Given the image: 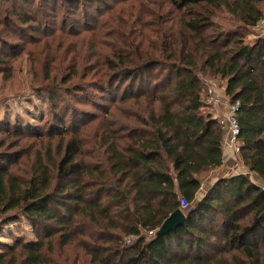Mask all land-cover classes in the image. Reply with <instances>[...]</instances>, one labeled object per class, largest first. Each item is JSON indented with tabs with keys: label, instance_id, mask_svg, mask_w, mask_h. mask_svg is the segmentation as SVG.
<instances>
[{
	"label": "trees",
	"instance_id": "trees-1",
	"mask_svg": "<svg viewBox=\"0 0 264 264\" xmlns=\"http://www.w3.org/2000/svg\"><path fill=\"white\" fill-rule=\"evenodd\" d=\"M83 1L99 0H0V73L10 78L18 51L44 44L49 83L34 90L48 96L55 120L38 133L0 123V147L12 148L0 152V233L25 219L35 237L3 245L0 264H264V36L245 42L264 23V0H155L136 36L109 32L115 41L88 46V62L52 66L74 49L64 43L55 52L54 38L99 34ZM219 11L231 29L215 20ZM53 70L64 72L59 82ZM217 77L230 103H240L246 172L218 179L200 198L202 175L224 162L226 134L207 110V79ZM116 84L120 101L139 106L122 110L131 122L104 118L102 134L88 131L95 116L84 130L63 124L74 106L59 95L88 91L83 104L93 106L96 90ZM31 139L28 152L16 151ZM24 157H33L28 173ZM181 198L185 222L157 235Z\"/></svg>",
	"mask_w": 264,
	"mask_h": 264
},
{
	"label": "rangeland",
	"instance_id": "rangeland-1",
	"mask_svg": "<svg viewBox=\"0 0 264 264\" xmlns=\"http://www.w3.org/2000/svg\"><path fill=\"white\" fill-rule=\"evenodd\" d=\"M154 2L155 0H99L91 5L90 3L83 1L81 6L84 4V8L91 9V12H93V16L95 18L91 19L89 23L93 26L97 25V28H99L98 24L101 26V28L98 29L99 34L94 38H88L90 36H88L86 39L82 38L83 40H81L79 37L54 38V40L50 42L48 46H53L55 52L59 51L58 44L63 45L64 43H70V45L72 44L74 49L72 52H69L67 56L59 55L58 61H53L51 63L52 66L60 67L65 64H74L76 61L78 63L81 61L88 62L86 57H84V51L88 46H103L100 44V41L103 43H105L107 40L110 42L115 41L113 38L108 39V37H104V34H109V32L115 33L117 32L116 30H120V33L125 37H127V34L136 36L142 29L143 25L141 23V19L144 16V13L150 14L157 8ZM261 5L264 7L263 4ZM215 17V20L221 24L223 28L231 29V16L229 14L225 13L224 11H219L216 13ZM79 27L83 28L84 26L81 23ZM35 35H38V33H35ZM150 36L154 38L152 33H150ZM260 36H264V23L252 29L251 33H249V35L246 37L245 42L247 44H251ZM146 43L148 44V41H146ZM34 45L24 46L25 49L24 51H21V53L20 50L18 51L20 55L13 63V75L10 78L5 79L0 73V123H2V125L10 123L13 126H21L26 129V132L28 131L30 133L47 131L55 124V120L52 116L54 112L47 99L48 96L45 93L38 94L34 90L36 87L38 88L45 83H49L48 80L45 81L44 76L46 75L45 70L47 67L45 64H47L51 59L47 60L46 55L42 53V50L45 48L44 44H39L40 46ZM102 49L103 47H100V50ZM79 50H81L83 53L75 57L74 54ZM58 73V70H53L51 74L52 81H54L53 83L56 82L55 77H58L57 80L59 82L61 79L60 77L64 74V72ZM34 76L37 78L35 79ZM84 79H86L87 82H90L93 81L92 79L95 80L96 78L95 75L92 74L86 76ZM207 80H209L208 96L212 95L210 90H214L220 96V102L219 100L217 102H210L208 100L210 103L207 110L211 111L213 114H217L218 117L227 115L229 105L232 104L230 103L229 98L225 96L226 81L222 80L220 77L208 78ZM88 87L89 85H86V88ZM95 93V105L93 106L83 104L88 103L87 98L91 99L89 95L90 93H88V91L73 97L59 95V99L64 100L66 105L74 106L73 111L71 110L68 113L63 124H66L69 128L74 126L79 130H84V120L89 119L90 116H95L97 117L96 121H94L96 125H94L88 131L102 134L104 132V125H102L105 122L103 121L104 118L118 121V124H120L122 121L131 122L129 119L124 120V117L122 116V110H126L130 106L131 111H134V109H138L139 106L134 105L135 102L132 100H130L129 106L128 103L125 104L120 101L123 94H125L122 85L116 84V87L106 94L99 93L97 90ZM222 103H225L226 105ZM106 108L109 110L108 115H106ZM97 123H99L98 126ZM86 133V131H83L80 134L84 136ZM13 140L14 139H10V141ZM59 140V138H54L51 143L53 146H55L58 144ZM33 141V139L22 141V143H26V145L24 144V146L20 145L16 147V151L28 152ZM7 146L8 143L6 142L5 147H0V152H12V148H7ZM93 146V144L87 145V149L93 148ZM34 149L30 152H33ZM26 159L27 157H24V164H22V167H25V169H23V173L24 170H26L28 173V169L32 163L33 157L29 158V164L27 163L28 159L27 162L25 161ZM208 175L209 173H204L202 175L203 185L201 191L199 192V197H203V194L210 188V183L207 181ZM6 228L7 229H5L3 234L0 236L1 249L5 247L3 245L12 243L14 237L25 238L26 240L35 238L31 225L25 219L21 222L18 221L12 223L10 230L8 227Z\"/></svg>",
	"mask_w": 264,
	"mask_h": 264
},
{
	"label": "built area",
	"instance_id": "built-area-1",
	"mask_svg": "<svg viewBox=\"0 0 264 264\" xmlns=\"http://www.w3.org/2000/svg\"><path fill=\"white\" fill-rule=\"evenodd\" d=\"M210 93L212 94L209 96V101H218L220 102V96L214 91L210 90ZM209 102V103H210ZM240 103L237 102L236 104L229 105L228 114L223 115L222 117H218V120L225 131L226 137H225V144H228L236 153L239 152L240 148V142H239V134H240V123L236 116L237 111L239 110ZM181 205L182 209L186 208L188 203L186 199L181 198ZM153 232H151L152 234ZM131 238V237H130ZM133 239V238H131ZM129 241V239L127 240Z\"/></svg>",
	"mask_w": 264,
	"mask_h": 264
},
{
	"label": "crops",
	"instance_id": "crops-1",
	"mask_svg": "<svg viewBox=\"0 0 264 264\" xmlns=\"http://www.w3.org/2000/svg\"><path fill=\"white\" fill-rule=\"evenodd\" d=\"M222 104H225V103H222ZM214 115L217 117V114H214ZM243 172H246V169L244 166L241 165L238 153H236L228 144H224V162L222 166L215 168L209 172L207 181L210 183V187H212V185L220 178L227 177L229 175L243 173ZM257 182L261 186L264 187V182L262 181H257ZM7 227L10 230L11 225ZM5 229L7 228L5 227ZM3 232L0 233V236L3 234ZM12 243H13V240H12Z\"/></svg>",
	"mask_w": 264,
	"mask_h": 264
},
{
	"label": "water",
	"instance_id": "water-1",
	"mask_svg": "<svg viewBox=\"0 0 264 264\" xmlns=\"http://www.w3.org/2000/svg\"><path fill=\"white\" fill-rule=\"evenodd\" d=\"M186 219V214L182 208L174 211L161 225L157 231V235H165L171 231L176 230L178 227L183 225Z\"/></svg>",
	"mask_w": 264,
	"mask_h": 264
}]
</instances>
